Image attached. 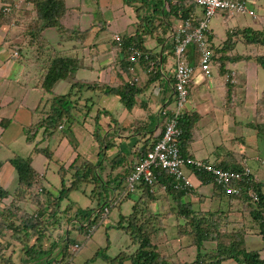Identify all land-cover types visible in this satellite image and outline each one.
<instances>
[{"label": "crops", "instance_id": "crops-1", "mask_svg": "<svg viewBox=\"0 0 264 264\" xmlns=\"http://www.w3.org/2000/svg\"><path fill=\"white\" fill-rule=\"evenodd\" d=\"M65 2L67 10L59 18V28L46 27L41 31L42 37L40 38L42 39L44 49L47 51L46 56L48 54L49 59L54 55H62L75 59L80 64L77 68L79 72L76 73V78L80 82L115 87L129 83L134 84L140 90L134 95V105L131 109H127L117 95L105 94L97 90H83L84 92L82 91L75 98H78L77 100L80 105H85L87 99L92 98L94 104L90 107V111H87L82 106H80L82 107L81 110L74 109L72 112L73 117L70 118L71 120L65 122L63 127L57 130L61 131V134H53L51 136V138L57 136V141L54 142L51 148L47 147L51 151V154L56 157L54 161L64 163V170L81 165L85 159H88L85 158L81 161L79 153L82 150L72 147L73 145L82 147L84 152L87 150L93 156L92 159L88 160L95 165V171L98 170L100 173L102 182H105L104 185L107 187H111L109 188V196L107 194V199H110L117 195V187L121 183L123 185V181L121 182L122 179L119 176L126 169L129 170L137 159L135 148L141 145V133L161 132L162 124L166 119L161 111L165 108H170L168 110L174 108V91L172 89L175 67L172 54L173 43L171 37H169V29L167 35L161 38L162 41H159L160 37L155 34L146 36L143 39V47L149 52L145 51L148 54L151 53L153 56L156 54L155 56L158 59V63L156 64L157 74L155 76L151 75L155 71L154 68L146 70L142 65V61L133 63L125 69L123 66L126 62L121 60L123 53L116 46L113 34L119 33L124 36L136 30L140 21L135 7L125 3L124 0H94V5L97 6L96 14H94L90 10L91 8L82 2L80 5H76V2H79V0H76L75 4L72 0H65ZM258 9L260 11H256V15L257 22L259 23V20L263 17L262 15H264V7L261 6ZM151 10L145 9V13L151 12ZM197 12H199V9H197ZM239 16L222 19L220 25L222 30H218L217 33L212 31L211 40L215 45L221 47L222 42L226 38L224 37L225 34L229 33L232 29L248 25L246 20ZM98 19H101L103 23H100ZM168 20L173 25H177L180 22L173 15H169ZM228 20L231 22H228ZM166 24L170 25L168 21ZM94 26L106 29L108 32L112 29L113 31L109 32V37H106L102 35V31L100 30L96 34L97 29H94ZM63 29L66 31L64 32L65 34L75 35L76 37H74L78 42L74 40L75 43H73L71 40L73 37H58L62 35ZM69 30L74 31L75 34H70ZM123 30L125 32H122ZM17 33V28L10 26L8 23L0 25V188L5 191V195L0 196V210L12 201L15 189L18 187L15 169L9 162V159L15 154L31 158L32 168L38 174V186L33 190V192L37 193L42 192V189L45 188L39 180L43 177L45 164L49 165L51 163L50 158L52 157L51 155L49 158L41 152H31L35 144L26 143L25 136L27 130L25 128L30 126L32 120L35 119L32 110L37 107L41 97V91L37 88V80L41 67L45 62L43 58H33L35 49L26 46L24 35L21 34V37H19V33ZM90 33H95L96 36L94 34V37H87ZM233 40L234 44L226 46V49L228 48V50L234 53H241L243 50L248 51L249 47L245 46L240 40ZM213 43V49H216ZM15 51H17L16 55L14 54ZM186 59L191 64H196V53L192 54L190 52L189 56H186ZM81 61L83 62L81 63ZM253 62L254 60H249L247 64L241 60L235 63L233 67L231 66V70L234 71V74H232L234 82L230 81V84H224L225 78L219 74L215 66L212 67V73L209 77L204 76L197 69L190 83L189 96L184 104L182 115L197 113L200 115L199 119H197L198 122L199 120L207 119L208 116H212L211 120L213 122H210L209 133H211V129L216 123H222V128L226 132L215 139L216 143L222 146L224 144L223 141H228L226 145H232L236 142L235 138H238L233 132L229 131V127L234 128L236 124L232 117L234 112L236 114H240V112L245 114V109H249L247 114H254L253 109L256 101L254 98L256 97L258 83L253 82L252 76H256L258 71L255 62L254 67L251 68ZM68 84L70 85V82L67 79L58 80L52 87L53 93H64ZM240 106H242V109ZM100 112L107 116L101 118ZM247 114H245V117ZM12 120L19 121L22 127L19 128L13 125ZM8 121L9 123H7ZM247 122L244 125V134L241 135L246 141V150L256 140L254 130L247 127ZM145 125L148 126L146 129L138 130ZM7 126L11 128L8 131L6 130ZM207 126V124L203 125L201 130L199 128L200 135H196L195 139L189 144V156L197 160H207L217 163L223 159L227 152L234 150H227L229 146L226 145L222 149V152L214 150L213 145L210 148L205 147L203 143L205 137L202 130L207 133L209 130V126ZM67 129L68 131L66 132L65 130ZM97 131L102 137L101 144L94 136ZM111 134L113 135L109 136ZM47 141L45 140L44 143H48L49 146V142ZM106 142H111L112 146L107 147ZM68 145L70 147H67ZM216 147L219 146L216 145ZM243 151L245 149L242 147L239 152ZM117 154H121L122 157H119L121 162L116 164L113 162V159ZM248 159H251V157ZM70 164L73 165L70 167ZM256 167L259 168L258 165ZM58 171L59 173L61 172L60 166ZM184 171L186 174L190 173L187 165H184ZM258 173L262 178L263 175L260 169H258ZM192 180L195 187L191 189V195H196L197 192L201 193L203 188L205 189V193L202 194L203 198H200L201 210L205 211V206L208 205H215L214 208L219 205L221 199L214 196L215 194L213 193L214 191L216 192V188L211 182L201 184L198 179L194 178ZM208 186L209 189L207 188ZM83 194L86 193L83 192ZM190 194L187 195L189 199ZM89 196H91V193ZM43 198L41 195L40 199L44 200ZM74 198L77 199L79 197L74 196ZM84 198L83 206H76L75 212H79L73 219L74 227L72 228L81 233H84V228L81 226L82 223L87 221L88 216L86 215L91 209L96 207L93 206L94 202H91L86 197ZM91 198L97 200L95 197ZM22 203L25 205L23 206L24 209H28L30 212L36 210L37 205L32 204L27 196L20 201V204ZM45 210L42 220L45 221V227L48 228L51 226L48 225V217L54 218V214L51 208H46ZM81 213L84 214L81 215ZM234 214L240 215V213L233 212L230 216L232 220H238L233 217ZM79 215L84 218L79 217ZM63 216V214L59 215L61 219H63ZM78 218L81 219L82 223L78 222ZM63 220L55 223L56 225L48 237L44 236L42 238L40 245L46 252L42 255L39 254L40 260L36 263L34 262L35 264H57V261L63 256L61 250L66 241L65 238L68 234L66 231L67 228L69 229L67 225L70 222V220H67L66 225H64V223L62 224ZM75 222H78V224ZM63 226H65L64 229ZM24 238L22 241L20 237L11 236L7 228L0 227V249H2L5 255H11L9 259L0 261V264H34L29 259L30 256L24 253L25 246H23L27 245V243L32 244L34 237L31 239ZM75 241L78 242V240ZM170 241L173 245L172 253L162 254L167 256L168 261L159 264H182L194 260L197 253L195 246L184 247L182 254H185L187 250L188 253L180 258L178 254H180L182 246L176 240ZM261 242H264V239L260 235L248 232L244 235L245 248L248 251H259L261 257L264 258V243ZM213 247L214 243L212 242L204 244L206 250ZM74 260L75 258L73 257L70 264H74ZM222 264L236 263L233 260H226Z\"/></svg>", "mask_w": 264, "mask_h": 264}, {"label": "trees", "instance_id": "trees-1", "mask_svg": "<svg viewBox=\"0 0 264 264\" xmlns=\"http://www.w3.org/2000/svg\"><path fill=\"white\" fill-rule=\"evenodd\" d=\"M19 0H1L2 5L0 8V25L8 23L12 27L20 28L18 25L22 22V25L26 27L21 30V34L24 35L26 46L35 49V58H43L45 64L41 67L38 75L37 88L41 91L40 101L35 109L32 110L35 115V119L32 120L30 126H27L26 131V143L32 144L35 135L39 130L43 131V138L51 137L58 129L59 126L69 122L73 117L72 112L74 109L81 110L85 107L87 111H90V107L94 104L92 98H88L85 105L78 103L77 95L81 94L83 90L99 91L105 94H113L120 97L124 106L127 109H131L134 105V95L140 91L134 84L124 83L119 87L109 85H99L97 83L90 84L88 82H80L76 78V70L80 64L75 59H71L62 55H54L50 59L48 54L46 56V49L42 45L41 31L46 27H58L59 18L66 12L65 0H25L26 3H30L33 6L34 17L28 24L20 16L22 13L16 4ZM125 3L133 5L137 11L139 17V24L136 30L131 34L124 35L119 41H115L116 46L121 49L123 57L121 60L126 62L123 68L127 69L128 66L134 62L129 58L135 57V61H142L144 68H154V72L151 75L157 74L156 64L158 59L156 54L153 56L151 53L148 57L143 47V39L146 36L157 35L160 37L159 41H162V37L168 32V25H166L164 19L161 18V10L163 0H124ZM166 7L163 9V16L168 20L169 15L181 19L183 22V29L191 32L196 26V20L199 16L196 6L192 0H176L175 4H172V0H165ZM260 0H252L250 6L256 11H260L259 7H264V4L259 2ZM4 7H8V11H4ZM145 9L151 10V12L145 13ZM25 12L29 9L24 8ZM18 11V12H17ZM262 21L264 23V15H262ZM39 22H42L40 25ZM188 23V24H187ZM39 24V26H38ZM143 24V25H142ZM142 25V27H141ZM172 25V24H171ZM21 29V28H20ZM70 31V34H75L74 31ZM68 31V32H69ZM234 33L235 30L233 29ZM63 32H66L63 29ZM228 34V33H227ZM238 34L246 37L250 43L256 44L252 49L248 51L243 50L241 53H234L231 50L226 49V45H222L221 48L211 46L212 58L211 66H215L219 74L224 76L227 72H231V65L234 63L244 62L254 59L256 63V69L259 73L261 69L264 70V46L263 42L258 38L262 36L261 31L251 29L250 27L238 28ZM228 41L231 39L228 34ZM249 37V38H248ZM41 39V40H40ZM247 41V42H248ZM173 47L174 41L172 40ZM227 45H232L231 41ZM52 48V47H51ZM53 49V48H52ZM134 49L140 51V55L136 56L133 53ZM173 49V48H172ZM196 45L192 44L189 47V53H194ZM54 52V51H53ZM60 79H67L70 82L69 90L65 93L56 94L53 93L52 87ZM228 80L226 84H230ZM91 103V104H90ZM82 106V107H80ZM167 116H173V112L168 109H164ZM107 114V112H106ZM254 116V117H253ZM200 115L197 113L191 115H182L178 117V126L182 132L178 137V146L183 157L189 156L188 148L189 144L196 135H200V130L196 129L195 123L199 119ZM247 127L254 130L256 138L260 139L261 133H264V89L260 90L256 97L255 113L250 116ZM148 126H142L138 130L146 129ZM152 127V125H150ZM163 128V124H162ZM162 133L152 132L149 134L141 133L140 141L141 145L135 148V154L137 159L135 163L146 155V153L153 147L155 142L160 138ZM195 134V135H193ZM97 141L101 144V135L97 131L94 135ZM238 140V138H235ZM244 143L243 141H241ZM34 144V143H33ZM107 147H111V142H106ZM244 146V145H243ZM247 145L245 144V148ZM31 152H41L47 157H51V151L47 147H42L39 144H35ZM119 157L121 154L113 159L114 163H120ZM246 151H229L223 159L219 162H210L207 160H201L216 168L244 172L247 163ZM264 159L260 158V161ZM9 162L15 169L18 187L15 189V195L12 201L0 210V227L8 229V233L11 236L20 240L32 238L33 243L26 245L24 253L28 254L29 259L36 263L40 260L39 254H44L46 250L41 248L42 232L46 231L45 221L42 220L43 214L46 208L55 207L52 202L53 198H49L47 201L41 200V194L46 192L43 188L42 193L33 192L34 188L38 186V174L34 171L31 164L30 157H23L15 154L9 159ZM134 163V164H135ZM63 164L60 167L63 168ZM133 164V166H134ZM73 164H70L71 167ZM133 166L129 170H125L119 177L121 182L130 174ZM189 172L195 175L201 184H208L213 181V174L210 171L198 168L194 165H187ZM115 167V166H114ZM61 173V172H60ZM70 173V177L61 178V189L57 192L55 198L58 201L68 197L72 191H79L82 184L89 185L94 184V190L96 194L91 193L90 197L97 198V207L100 206L106 199L102 197V191L97 187H104L100 173L95 171V165L88 159H85L81 165L74 166L73 168L65 169V174ZM157 185L162 183L166 184L167 188L164 191L167 195L164 198L172 197L173 204L170 209H166V213L172 212L176 215L177 220H184V224H181L177 228V236H188L185 246H195L197 249L196 258L189 263L182 264H222L223 261L233 260L236 264H264V258L261 257L259 251H248L244 245V235L250 230L253 232L258 231V235L264 239V178L257 177L252 172L247 176H242L240 181L233 180L231 185L239 188L237 194H227L223 186L216 185L212 182L216 188V192L213 194L216 198L221 199L217 209L206 211H197L193 204L183 201V195L186 193V189L174 188L172 177L161 172L158 174ZM120 182V183H121ZM106 186V185H105ZM143 189L142 196L133 200L132 210L126 215H120L116 227L128 233L132 243L136 244L135 250L128 252L126 250H120L118 254L110 257L106 254V250L98 249L94 252L91 260L101 257L106 264H159L167 262V256L159 255L157 247L151 242L150 235L164 229L166 225V215L160 211H153L148 205L147 201H155L157 197L149 192L154 186L142 184ZM117 195L114 199L112 206L117 207L118 213L121 212L120 206L124 199L132 197L131 192L126 186H119ZM32 192H31V191ZM251 190V191H249ZM84 192V191H82ZM110 192V191H109ZM5 191L0 188V196H4ZM32 204L37 205L35 211H28L24 209L23 203L20 201L26 197ZM162 198V197H161ZM163 198V199H164ZM110 208H107V214L103 219L98 222L97 228L106 221V218L110 212ZM52 209V208H51ZM58 210V209H56ZM59 211V210H58ZM79 212V211H78ZM101 212V211H100ZM233 212L240 213L242 220H232L230 218ZM202 213V214H201ZM203 213H206L203 215ZM179 223V222H178ZM113 223L110 227H114ZM109 226V225H108ZM177 226V224H176ZM42 227L44 229H42ZM70 238L68 242L62 248V257L58 261V264H70L72 258L77 251H71L70 248L73 244ZM183 242V241H182ZM207 242H213L215 245L212 249L206 250L204 244ZM184 245V243H183ZM182 245V246H183ZM11 255H5L2 249H0V261L7 260ZM34 263V264H35ZM89 264V263H85Z\"/></svg>", "mask_w": 264, "mask_h": 264}, {"label": "rangeland", "instance_id": "rangeland-1", "mask_svg": "<svg viewBox=\"0 0 264 264\" xmlns=\"http://www.w3.org/2000/svg\"><path fill=\"white\" fill-rule=\"evenodd\" d=\"M72 2L75 4L76 0H72ZM81 2L84 5H86L87 7L91 8L90 10L94 14H96L97 6L94 5L95 4L94 0H79V2H76V5H80ZM259 2L264 3V0H260ZM2 3L3 2H1V0H0L1 5H2ZM16 7L19 8L20 11L22 12L20 14V16L22 18L24 17L23 19L26 21V23L29 24L34 17V10H32L33 6L30 3H26L25 0H19L18 3L16 4ZM24 8L29 9V11L25 12ZM239 17H241L242 19H245L249 26H250V24H252V23H250L251 19H250V16L248 14L241 15ZM224 18H225V16L223 15L222 12H219V13L215 14L214 16H212L210 19V22H209L210 29L212 31H215L216 33L218 32V30H222L220 28V25H221L222 19H224ZM98 20L100 21V23H103V22H101V19H98ZM228 22H231V21L228 20ZM39 23H40V25L42 24V22H39ZM18 26L21 28V29L17 28L18 33H19V37H21V32H22L21 30H23V28H25L26 26L22 25V22H20V24ZM38 26H39V24H38ZM93 28L97 29L96 34L99 33L98 31L100 30V31H102V35L106 36V37H109L110 36L109 32L113 31V29H112L111 31L108 32V30L101 29L100 27L98 28V26H94ZM6 31H7V28H6ZM122 32H125V30H123ZM94 34L95 33H93V34L90 33L87 37H94ZM96 34H95V36H96ZM74 36L75 35L72 36L69 34H65L63 32L62 35L58 36V37H66V38L67 37H73V38H71L73 43L78 42V40L75 38L76 36L75 37ZM78 37H81V36H78ZM98 37H99V34H98ZM113 37H115L114 34H113ZM74 40H75V42H74ZM35 55L36 54L34 51L33 58L35 57ZM82 62L83 61H81V63ZM254 62L252 63L251 68L254 67V64H255ZM78 72H79V70H76V73H78ZM240 75H243V74H240ZM230 77H231L230 81L234 82V80L232 79V76H230ZM252 77L254 79L253 82L258 83V88H257V92H256V97H257L260 90L264 89V70L261 69L256 76L253 75ZM226 83H227V81L224 82V84H226ZM68 90H69V84L66 87L64 93L67 92ZM256 97L254 98V100H256ZM255 103H256V101H255ZM240 107L242 109V106H240ZM248 110L249 109H245V114L248 113ZM253 111L255 113V106H254ZM253 111H252V114H253ZM245 114L243 112H240V114H236L234 112V114L232 116L234 118L236 124H235L234 128L229 127V131L233 132L234 135L238 136V140H236V142L232 145H226V144H228V141H226V140L223 141V143H224L223 146L216 143V141H215L216 138L224 135V133L226 132V130H224L222 128V123L221 124L216 123L211 129V133H209L210 132V122H213V120H211L212 116H208V118L204 119V120H199V122L197 121L198 124L195 123V127H196V129L200 128V130H201V127L203 125L205 126L207 124L209 126V127L207 126L209 129L207 133H205V131L202 130L204 133V137H205L203 143H204L205 147H207V148H210L213 145L214 150H217L218 152H222V149L226 145V146H229V147H227L228 148L227 150H234V152H236V151H239L243 147V149H245L246 153H248L247 157L248 158L251 157V159H247V161H249V165L252 169V173L256 174L257 177H261L260 174L258 173V169H260V171L263 175L262 178H264V161L263 160L260 161V158L264 159V133H261L259 136L260 139L256 138L255 143L253 145H251V147L249 146L248 149L246 150V148H245L246 141L244 139V143L241 142V141H243V137H241V135L244 134V131H243L244 125L246 124V121H248L250 119L251 114H249V115L247 114L246 117H245ZM100 115H101V118H103L104 116H107L101 112H100ZM12 122L14 123L13 125L18 126L19 128L22 127V125L20 124L19 121L12 120ZM7 123H9V121ZM247 125H248V123H247ZM10 129L11 128L9 126H7L6 130L8 131ZM26 129L27 128H25V130ZM65 131L67 132L68 129ZM60 132L61 131H56L54 134H61ZM112 135L113 134H111L109 136H112ZM50 139H52V140L50 141ZM45 140H48L47 142H49V146H48V143L47 144L44 143ZM55 141H57V136H53V138L49 137V139L48 138L45 139V138H43V131L39 130L35 135V139H34L33 143L42 145L43 147H50L51 148L54 145ZM216 145H218L219 147H216ZM67 147H70V146L68 145ZM72 147H74V148L77 147V148H79V150H82L79 153V159H81V161H83L85 158H88V159L93 158V156L90 155V153H88L87 150H86V152H84L82 147H80L78 145H73ZM55 158L56 157L52 154V157L50 158L51 163L49 165L45 164V166L43 168V177H42V179L39 180L40 182L43 183V186L46 188L45 193L40 192V193H42L41 194L42 197H44L43 199L46 201V200H48L47 198H53L52 202H54L55 204L58 202L55 207H51L53 214H54V218L48 217V220H47L49 223L48 225H51V226L48 227L45 232L43 231L41 233L42 238H44V236L48 237L49 234H51L53 227L56 225L55 223L56 222L59 223L61 220L64 219L62 221V224L64 223V225H66L67 220H70V222H68V225H67V226H70V228L69 229L67 228V231H66V233H68V235H69V238L72 241L78 240L79 242L83 243V246L81 247V249L78 250V252L74 256V258H75V260L73 262L74 264H85L86 262L89 264H106V262L101 257H97V258L91 260V257L93 256L94 252L98 249H101V248H102V250L107 249L106 254L109 255L110 257L114 256L115 254H118L120 250H126L128 252L134 251L136 244L132 243L128 233L124 232L121 229H118L116 227V225L118 223V219H119L120 215H125V214H128L131 212L133 199L137 198V193H132L131 199H127V200L123 201V203L120 206L121 212L118 213L117 207L110 208V212L106 218V221L104 223H102L98 227V229L95 230L91 234L89 239H86L85 233H83V232L81 233L76 229H72L74 227L73 219L78 214V212H75L76 206L77 207L83 206V201L85 200L84 197H86L91 202H94L93 206L97 205V200L94 198H91L89 196L90 193L96 194V192L94 190L95 185L94 184H89V185L82 184L81 189L79 191H72L69 193L67 198L58 201V199H56L55 196H56L57 192L61 189V185H62L61 178L65 177V176H66V178L70 177L71 174L70 173L65 174V170L63 168H61V173H59L58 168H59L60 164L63 162L54 161ZM257 165L259 168L256 167ZM103 188L105 191H102V197H105V195H106V199H105L106 201L105 202H107V194L109 196V193H110L109 188H111V187H107L104 185V187L99 186L96 189L101 190ZM207 188L209 189V186ZM37 189H38V187H37ZM82 191H84L87 195L83 194ZM203 193H205L204 188H203V191L201 193L197 192L196 195L190 194L191 195V196L189 195L190 199L187 197L186 194H185V196H183L182 199L185 202L192 203L193 207L197 211H203L200 208V202H201L200 198L201 199L203 198L202 197ZM166 195L167 194L165 192H156V196H154V197H157V199H155V201H149V205H150L149 207L153 211H160V208H161L162 213L164 215H166V218H165L166 225L164 226V229L156 232L155 234L150 235L151 242H152V244H154V246L157 247V251H158L159 255H162L165 253L166 254L172 253L173 245L171 244L170 240H176V242L178 244H180L181 246L184 243L181 251L179 252L180 254H178V256L180 258H182L183 256H185L188 253V250H187V251H185V254H182L184 252L183 248L186 247L185 243L188 242L187 239L190 240V238L188 236H183L182 238L180 237V235L177 236V228H179V226L181 224H184L185 222L183 219L177 220L176 219L177 217L172 212V210H170V212L166 213V209L167 210L170 209L172 207V204H173L172 197L164 198ZM74 196H77L79 198L76 199V198H74ZM73 199H75V201H73ZM110 199H108V200H110ZM49 201H50V199H49ZM214 206H209V205L205 206L206 209H204V210L206 212H208L209 210H214V209H217L220 207V206H216L214 208ZM71 207H73V208H71ZM56 209H58L59 211ZM209 213L210 212H208V214ZM58 214L59 215L63 214L65 217L63 216L62 217L63 219H61V217H59ZM68 214H69V216H68ZM83 214L84 213H81V215H83ZM204 214H206V213H203V215ZM79 217L84 218L80 215H79ZM233 217L238 219V220H242V217H240V215L234 214ZM77 220H78V222H80L81 219L78 218ZM115 222H116L115 226L110 227V225L115 223ZM176 224H177V226H176ZM64 228H65V226H63V229ZM42 229H44V228L42 227ZM248 233H254V234L258 235L257 230H256V232H253L250 230ZM261 243H264V242H261ZM23 246L26 247V244Z\"/></svg>", "mask_w": 264, "mask_h": 264}, {"label": "built area", "instance_id": "built-area-1", "mask_svg": "<svg viewBox=\"0 0 264 264\" xmlns=\"http://www.w3.org/2000/svg\"><path fill=\"white\" fill-rule=\"evenodd\" d=\"M196 3L205 6L204 19L195 26L191 32L186 33L183 28L179 29L175 38V82L174 90L176 94V102L174 108V115L170 117L163 126V130L160 138L155 142L153 147L146 153L144 158L138 160L130 174L126 177L125 183L128 190L131 192L142 184L149 186L157 185L158 174L163 172L164 174L172 177L174 188L187 189L192 186V182L184 172V165L191 164L199 169L210 171L213 174V183L221 185L225 188L227 194H237L239 188L233 187L231 182L235 179L240 181L242 176H247L250 173L249 168H246L244 172L228 171L220 168H216L210 163L194 160L189 157H183L179 146L178 137L181 134V129L178 126V114L187 99L189 91V83L194 74V67L186 63L182 59V55L185 53L186 46L195 42L198 46V52H200L199 66L205 75L210 74V58L211 52L207 49V43L205 41V33L207 30L206 22L208 18L214 14L217 9H226L228 11H244V5L238 0H195ZM8 7H4L5 11H8ZM250 13H252L250 11ZM188 24V23H187ZM184 33V36H182ZM116 40H120L118 35H115ZM133 53L139 56L137 49L133 50ZM135 57L131 56V60ZM211 182V183H212ZM161 189H166V184H160ZM251 191V190H249ZM106 211V208L104 209ZM94 227V226H92ZM78 248V244H75L73 249Z\"/></svg>", "mask_w": 264, "mask_h": 264}, {"label": "clouds", "instance_id": "clouds-1", "mask_svg": "<svg viewBox=\"0 0 264 264\" xmlns=\"http://www.w3.org/2000/svg\"><path fill=\"white\" fill-rule=\"evenodd\" d=\"M193 1V3L195 4V6H196V9H199V16L197 17L198 19L196 20V26L204 19V13H205V6H203V5H200V4H198V3H196L195 2V0H192ZM238 1H240V3L241 4H243L244 5V8H245V10L244 11H235V10H233V11H228V10H226V9H217L215 12H214V14H212L209 18H208V20H207V22H206V25H207V30H206V33H205V41H206V43H207V49L211 52V58H212V51H211V46H212V40H211V34H212V30L210 29V26H209V22H210V19H211V17L212 16H214L215 14H217V13H219V12H222L223 13V15L225 16V18L224 19H226V18H229V17H236V16H239V15H245V14H248L249 16H250V18H251V22L250 23H252V24H250V26L249 25H243L242 27H250L251 29H254V30H259V31H261V33H262V36L261 37H258L262 42H263V44H264V23H263V21H262V18L259 20V23L257 22L258 20H257V15H256V9L254 10L251 6H250V0H238ZM171 3L172 4H175L176 3V0H172L171 1ZM166 7V1L165 0H163V4H162V7L160 8V9H162L161 10V18L162 19H164V21H165V23L168 21L169 22V24L170 25H168V29L170 30L169 32H170V36L169 37H171V39L174 41V43L176 42L175 41V38H174V35H176L177 34V32L179 31V29H181V28H183V22H182V20L181 19H179V23L177 24V25H173L169 20H166L165 18H164V16H163V9ZM4 10V9H3ZM5 11V10H4ZM250 11L252 12V13H250ZM172 24V25H171ZM167 25V24H166ZM238 28H241L240 26L239 27H237V28H234V30H235V33H234V31H233V29L228 33V34H230V40L228 41V34L226 33L225 34V36L224 37H226L225 39H224V42H222V45H226V46H228L227 44H229V42L231 41V43L232 44H234V40L233 39H237V41L238 40H240V42H242L245 46H247V47H249V49L251 48H253L256 44H254V43H250L249 41H248V39H244V38H246V37H243L241 34L239 35L238 34ZM257 28H259V29H257ZM185 32L186 33H189V31H186L185 30ZM114 35H118L120 38L122 37V35H120L119 33H116V34H114ZM167 35V34H166ZM165 35V36H166ZM182 36H184V33H183V35ZM235 37V38H234ZM249 38V37H248ZM114 40L115 41H119V40H116L115 39V37H114ZM248 41V42H247ZM192 44H195L196 45V43L195 42H191V43H189L187 46H186V49H185V53L182 55V59L186 62V63H188L189 65H191V66H193L194 67V69H195V71L197 70V69H199L200 71H201V73L204 75V76H206V77H209V76H211V73H212V67L213 66H211V58H210V74L207 76V75H205L204 74V72L201 70V68H200V66H199V59H200V52H198V49H197V45H196V49H195V52L194 53H192V54H195L196 53V64H191L187 59H186V56H189V47L192 45ZM214 44V43H213ZM215 45V44H214ZM216 47H219V48H221L219 45H215ZM248 49V50H249ZM137 52H139V55H140V51L137 49ZM146 52V51H145ZM175 44H174V47H173V49H172V54H173V59H174V62H175ZM14 54L16 55L17 54V51H15L14 52ZM135 55H137L136 53H135ZM144 56H146V57H148L149 56V54L146 52V54H144ZM130 60H131V57L129 58ZM251 60H254V59H251ZM131 61H133L134 63H136V61H135V59L134 60H131ZM249 61V60H248ZM248 61H246L245 63H247ZM255 61V60H254ZM232 67L234 66V65H231ZM175 67H176V64H175ZM175 67H174V72H175ZM195 71H194V74H195ZM194 74H193V76H194ZM232 74H234V71H232L231 70V72L230 73H226L223 77L225 78V81H230L231 80V77L230 76H232ZM193 76H192V78H193ZM192 78H191V81H192ZM191 81H190V83H191ZM174 82H175V75H174ZM174 82H173V85H172V89H173V91H174V98H173V103H174V108H175V102H176V94H175V90H174ZM190 83H189V91H190ZM189 91H188V95H187V98H188V96H189ZM187 100V99H186ZM172 101V100H171ZM186 102V101H185ZM185 104V103H184ZM174 108H171V111L173 112V115H174ZM183 108H184V106H183ZM183 108L181 109V112H180V114H178V117H180V116H182V111H183ZM168 109H170V108H168ZM161 113H162V115H165V117H166V119H165V121H164V123H163V126H164V124L166 123V121H168V119L170 118V117H173V116H170V117H168L167 116V114H166V112H165V110L163 109L162 111H161ZM178 117H177V120H178ZM63 127V125L62 126H59V129L60 128H62ZM181 129V128H180ZM162 130H163V128H162ZM182 131V130H181ZM255 133V132H254ZM256 136V135H255ZM189 158H192V157H189ZM192 159H194V158H192ZM194 160H197V159H194ZM199 161H201V160H199ZM186 165H189V164H186ZM245 168H249V170H250V173L252 172V169H251V167H250V165H249V161H247V163H246V167ZM183 169H184V167H183ZM132 171V170H131ZM185 172V171H184ZM186 174V173H185ZM186 176L187 177H189V179L191 180V182H192V186L190 187V188H187L185 191H186V195H188V194H190L191 193V189L192 188H194L195 187V184H194V182H193V180L192 179H197L196 177H195V175L193 174V172L192 173H189V174H186ZM125 180L126 179H123V185H122V183H121V185L120 186H126V183H125ZM161 185H155L154 186V188H151L150 190H149V192L151 193V194H153V195H156V192H164L166 189H161V187H160ZM40 190V189H39ZM117 190L119 191L120 189H118V187H117ZM130 191V190H129ZM131 192V191H130ZM132 193H137V198L138 197H140V196H142V194H143V189L141 188V185H139L136 189H135V191H133V192H131V194ZM185 194L183 195V196H185ZM116 197V196H115ZM115 197H112L110 200H108L107 199V202H103L100 206H96L94 209H91L90 211H89V213L86 215V216H88V218H87V221L86 222H84V223H82V221L80 220V222L82 223V226L81 227H83L84 228V233H85V238L86 239H89L90 238V236H91V234L95 231V230H97L98 228H97V225H98V222H100L102 219H103V217H105V215L107 214V208L110 206V207H114V206H112L113 205V203H114V199H115ZM137 198H134V199H137ZM127 199H131L130 197H128ZM133 199V200H134ZM124 200H126V199H124ZM147 205L148 206H150L149 205V200L147 201ZM106 208V211L104 210ZM101 211V212H100ZM126 215V214H125ZM75 223H77L78 224V222H75ZM92 226H94V227H92ZM69 228H70V226H69ZM80 229H82V228H80ZM68 237V234H67V236H66V241H65V243L63 244V245H65L67 242H68V239H69V237ZM75 241V240H74ZM75 244H78V248H76V249H73V247H74V245ZM83 246V243L82 242H77V241H75V242H73V244H72V246H71V248H70V250L71 251H77L78 252V250H80L81 249V247ZM195 258H196V256H195ZM194 258V259H195ZM61 259V258H60ZM59 259V260H60ZM58 260V261H59ZM58 261H57V264H58ZM193 261V260H192Z\"/></svg>", "mask_w": 264, "mask_h": 264}]
</instances>
